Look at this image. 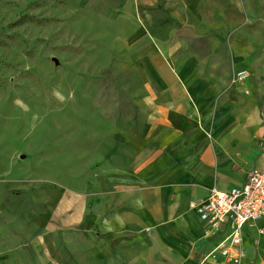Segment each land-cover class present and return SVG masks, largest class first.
Here are the masks:
<instances>
[{
	"label": "crops",
	"instance_id": "obj_1",
	"mask_svg": "<svg viewBox=\"0 0 264 264\" xmlns=\"http://www.w3.org/2000/svg\"><path fill=\"white\" fill-rule=\"evenodd\" d=\"M235 1L122 0L142 121L114 135L81 189L51 182L39 189L27 215L33 232L3 241L5 262L237 264L236 250L217 251L228 231L207 235L191 207L264 168L258 102L215 64L225 49L243 70L224 36ZM262 230L264 220L245 227L238 264H264Z\"/></svg>",
	"mask_w": 264,
	"mask_h": 264
},
{
	"label": "rangeland",
	"instance_id": "obj_2",
	"mask_svg": "<svg viewBox=\"0 0 264 264\" xmlns=\"http://www.w3.org/2000/svg\"><path fill=\"white\" fill-rule=\"evenodd\" d=\"M121 6L0 0V264H8L4 244L33 232L27 215L39 189L48 182L81 189L114 135L142 121L139 82L127 69L134 31ZM228 22L224 36L247 77L237 81L225 49L215 64L254 97L264 121V0H236Z\"/></svg>",
	"mask_w": 264,
	"mask_h": 264
},
{
	"label": "built area",
	"instance_id": "obj_3",
	"mask_svg": "<svg viewBox=\"0 0 264 264\" xmlns=\"http://www.w3.org/2000/svg\"><path fill=\"white\" fill-rule=\"evenodd\" d=\"M236 77L238 82H243L247 73L240 71ZM191 207L206 225L207 235L228 231L225 243L217 251L223 256H229L232 249L236 250L237 256L233 261L240 263L243 256L242 236L245 227L264 220V168L252 170L239 188L227 192L216 188L210 189L205 201L192 202Z\"/></svg>",
	"mask_w": 264,
	"mask_h": 264
}]
</instances>
